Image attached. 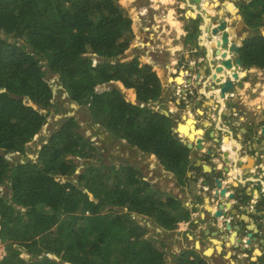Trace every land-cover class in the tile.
Returning a JSON list of instances; mask_svg holds the SVG:
<instances>
[{"label": "trees", "instance_id": "16d2710c", "mask_svg": "<svg viewBox=\"0 0 264 264\" xmlns=\"http://www.w3.org/2000/svg\"><path fill=\"white\" fill-rule=\"evenodd\" d=\"M240 5L251 30L240 56L246 68H264V0H241ZM1 31L6 37L0 35V184L10 183L11 198L0 194V237L11 245L0 264H165L157 240L132 214L153 217L160 228L175 230L191 219L194 208L174 193L150 188L151 182L134 166L124 167L112 187L102 182V167L94 163L79 175V184L62 182L59 177L76 172L69 154L82 159L99 151L75 117L50 134L36 160L10 167L5 156L24 153L42 131L48 122L42 109L57 106V90L99 109L96 122L155 155L179 185L188 183L192 149L173 130L174 115L153 107L162 99L158 72L141 64L138 56L116 59L133 33L125 9L118 0H0ZM47 73H58L59 80ZM105 83L113 86L97 91ZM120 87L134 89L139 103ZM17 205L26 208L24 215ZM108 206L121 210H106ZM17 246L38 257L22 258ZM175 256L174 264H211L196 246Z\"/></svg>", "mask_w": 264, "mask_h": 264}, {"label": "crops", "instance_id": "0c3cea01", "mask_svg": "<svg viewBox=\"0 0 264 264\" xmlns=\"http://www.w3.org/2000/svg\"><path fill=\"white\" fill-rule=\"evenodd\" d=\"M208 1L211 0H124V3L128 9H134L133 30L135 33L140 31L139 37L146 36V42L141 40L140 43L144 44L150 52L155 53V55L153 54V62L156 63L160 57H164L163 65L151 64L165 85L162 100H176L170 104L171 113H174V110L179 109V102L183 100V97L177 95L178 92L186 94L190 99L186 102L183 100L185 102L183 116L185 115L187 121L179 119L178 123L185 124L181 128H185L186 133H190L196 127L203 128L205 131L202 135L205 148L203 150L194 148L191 152L193 168L189 170L191 173L189 180L194 176L199 181L198 186L201 188V192L196 197L192 196L193 191L190 189L188 178H186L187 184L179 186L175 174L166 170L155 155H151L158 165L160 173L169 179L167 188H174L176 184V191L179 193L177 197L182 199L183 205L190 209L194 208L190 221L180 222L177 230L179 233L184 232L189 239L195 240L198 246L203 243L209 244L206 249L208 252L214 253L213 256H208L211 262L214 259L217 260L224 249H229L230 251L228 250L223 256V260L227 264H235L232 258L233 252L236 255L239 253V256L244 258L248 255L251 247L259 249L264 243L262 241L264 239V227L260 226V224L264 226V203H261L264 200V161L256 160V164L249 168L251 173L247 175L246 168L248 165L238 163L239 160H242L244 164L249 162L248 156L259 158L260 150L264 149V132L262 129L264 126V68L248 67L249 78L235 85L233 93L228 91L224 98H217V94L211 86L212 73H215V64L212 62L213 56L220 59V63L221 60H231L232 66L229 67L231 69H238L239 64L236 63L235 54L231 53L230 45L226 42L219 44L218 40L221 35L214 34L213 28L218 20L225 21L224 17L225 19L232 18L234 16L232 11H234L235 6L241 7V0H217L219 5L221 3L220 6L205 8V2ZM221 8L224 10L222 14ZM243 18L247 27L246 19ZM144 21L146 23H143ZM229 21L227 20V28ZM237 22V19H233L230 25L235 26ZM202 25H204L203 28ZM245 30H249L251 33L250 29L245 28ZM221 31L223 30L221 29ZM187 32L195 33L196 38L189 41ZM241 35V32L237 34L239 38ZM201 38H203V45ZM136 43L134 44L135 49ZM165 44L167 47H163ZM208 46H213L215 52L217 48L221 50L218 54L212 50L209 53ZM147 56L150 55L147 54ZM203 66H206V69L211 68V72L205 76L202 71ZM244 66L243 64L242 67ZM160 68L162 73L167 75L165 76L166 80L161 77ZM229 72L231 73L230 70ZM223 75L226 77L227 73H223ZM178 77H181L183 81L179 82ZM226 78L232 77L228 75ZM170 88H173L172 92L167 94V89ZM210 90L212 93L211 96H208L207 91ZM258 97H262V100L257 101ZM212 98L215 102L213 100L211 103ZM191 136L194 137V134ZM182 139L185 141L184 137ZM217 139H220V143L217 142ZM251 148L256 150L255 154L249 152ZM208 149H215L217 153L215 155L208 154ZM224 151L229 152L230 162L224 160ZM198 159L201 160V164H209L213 171L205 172L200 168L201 171L197 172L198 167L195 164ZM226 166H230L229 173L225 172ZM217 175L223 178L224 186H227L230 191L240 196H246V201L243 203H238L239 197L231 200L234 206L239 207L241 211L236 216L229 214L227 217L233 221L234 225L243 227L244 233L241 236L245 239L248 238L247 233L249 231L246 227L249 223H245L243 218V214L246 212H249L251 219L257 222L259 230L263 232V236L260 237L256 233L258 239L252 242L250 246L241 245L240 248H236V246L231 245V241L215 234L217 231L215 223L221 226L224 219L213 218L218 203L216 201L211 202V204L207 202L206 199L209 196L205 191L211 186V181ZM203 180H208L209 186H202ZM186 185L189 186L186 187ZM249 194L252 195L248 196ZM207 203L213 207L210 208L214 209L213 211L207 208ZM194 223L199 224L198 227ZM233 231L228 233L229 236ZM258 249L250 257V261L258 260L261 255L260 252H257Z\"/></svg>", "mask_w": 264, "mask_h": 264}, {"label": "rangeland", "instance_id": "374dc122", "mask_svg": "<svg viewBox=\"0 0 264 264\" xmlns=\"http://www.w3.org/2000/svg\"><path fill=\"white\" fill-rule=\"evenodd\" d=\"M133 1H137V0H133ZM118 3L125 9V14L128 15L129 17H132L134 20V12H133L134 9L132 10L128 9L126 7L127 5H125L124 3V0H118ZM223 19L226 21L230 20V19H225V17ZM228 24H230V21L228 22ZM132 29H134V26H132ZM261 30L263 31L264 27H262ZM139 32L136 31L135 33L133 30V33L130 34L129 47L125 50L124 53L119 54L116 57V59L120 61H129V60H132L134 57L138 56L141 64L149 63V64H156V66L163 65L164 57H160L159 61L156 63L153 62V54L155 55V53L150 52L149 49H147V47L143 46L140 43L141 40L146 41L145 39L146 36L139 37ZM0 35L3 38L6 37V34L3 33L2 31ZM187 37H188V40L191 41L192 39L196 38V34L195 33L193 34V32H190V33L187 32ZM10 40H13V39L10 38ZM135 43L137 46L136 49L134 48ZM139 44L142 46L139 47ZM165 46L167 47V44L163 45V47ZM147 54L150 56L148 57ZM86 55H90V54H86ZM248 70L249 69H246V67L241 69L240 80H235L236 81L234 82L235 85H237L240 81L242 83L244 80L249 78L250 75L248 73ZM160 72H161L160 73L161 77L164 78V80H166L165 76L167 75H165V73H162L161 68H160ZM228 75L229 73H227L226 77H228ZM51 76L55 78L56 80H59L58 73H47L48 78ZM171 81H172V78H171ZM161 83H162V96H163L164 91H165L164 90L165 85L163 84V81H161ZM58 85H60L59 82H58ZM112 86H113L112 84H107V83L101 84L97 86V91H104L106 89H110ZM120 88L124 90L126 97L130 99V101L135 100L134 102L133 101L132 102L135 104L139 103V100L135 96L134 89H132L133 94H130L129 91L131 89L130 90L124 89L123 87H120ZM172 89L173 88L167 89V94L171 93ZM177 95L180 97H183V100L185 102L190 100L186 96V94L182 92H178ZM183 100L179 102V109L174 110V113H171L170 104L171 102L176 101V100L160 99V101L156 102L157 104L156 105L154 104L153 107L156 110L161 107L162 111H167L169 112V114L174 115L175 120H176V125H177L178 120L183 119L182 116L184 112V103H185ZM259 100H262V97H258L257 101ZM182 101L183 103H181ZM54 102L57 103V106H55L54 108H51L50 110L44 109V108L42 109V112L48 115L47 117L48 122L43 127L42 131L33 140H30L26 144L25 152L22 153L18 151L16 152L12 151L8 153L7 155H5L9 161L10 167H13L14 165H17L26 160H36L37 157L39 156L41 146L48 142V138L50 137V134L56 131L57 129H59L62 121H64L66 118L75 117L77 122L79 123V128L81 132L85 135L86 138H89L92 140L93 144L99 148V151L95 150L90 155H88L87 158H82V159L80 157H77L76 155L69 154L67 158L74 160L75 164L77 165L76 172L72 176H69V177L68 176L59 177L60 180H62V182L72 181L75 184H79L78 183L79 175L84 173V170H86L88 163H94L96 166L102 167V171L104 172V176L102 177V182H105V184L108 187H112V186H115L117 180L120 177H122L124 173L123 171L124 167L134 166L139 170V173L143 174V176L151 182L152 185L150 186V188L153 187L156 190H163V191L171 192V193L176 194V196L177 194H179L176 191V187H177L176 184L174 188H171L172 190L167 188L169 179H166L165 177H163V175L159 171L158 165L155 163V161L153 160L150 154L142 152L140 149H138L135 146L134 147L131 146L130 143H128V141L125 138L115 137L114 135H112V133L106 126L101 125V123H98L95 121V118L93 117L95 116L97 112L100 113L99 109H96V110L93 109L91 104L89 103L81 104L75 100H71L68 98V95L65 92L60 94L57 90H56V97L54 99ZM106 167H110V168H106ZM187 178L190 179L188 173H187ZM5 180L8 181L6 178ZM9 186H10V183L0 184V194L3 196H7L10 199L11 195L9 191L11 190ZM187 186L189 185H186V187ZM80 187L81 189L83 190L85 189V191L88 192V189L85 188V184H82V185L80 184ZM259 206H261V204H259ZM18 209L24 215L26 208L17 205L16 210ZM107 209L111 211L118 210V209L121 210V208H118L115 206H108L106 210ZM195 209H198V207H195ZM132 218L135 219L137 223H139L140 225L150 230L149 236L154 237V239L157 240V245L163 250L165 264H174L176 260L175 255L179 251H181L182 249L192 248L196 246L195 240H192V238L189 239V237L186 236L184 232L183 233L178 232L177 229L179 227H177L175 230H166V229L160 228L154 222L153 217H148V216H144L141 214L133 213ZM256 219L259 220L258 217H256ZM194 225L198 227L199 224L194 223ZM260 226L262 228L264 227L263 224H260ZM6 245H7V251L9 253V248L11 244L9 241H6ZM17 247L21 250V257L26 260H35V258L38 257V253L31 254L27 252V249L25 247H22V246H17ZM208 247H209V244L203 243L198 250L203 252ZM256 249L258 248L251 247V249H249V252L247 253L248 255L244 258L240 257L239 253H237L238 255H236V253L233 252L232 258L235 261V264H256L257 262L264 263V243L259 247V249H261L262 251V254L259 256L258 260L250 261V257L254 255V252ZM228 250L229 249H224V251L222 252V255L217 260L214 259V261H212L211 264H225L223 260V256L226 254ZM44 255H46V253L39 255V258ZM47 255L59 261V257L56 256L55 254H47Z\"/></svg>", "mask_w": 264, "mask_h": 264}, {"label": "water", "instance_id": "95a60500", "mask_svg": "<svg viewBox=\"0 0 264 264\" xmlns=\"http://www.w3.org/2000/svg\"><path fill=\"white\" fill-rule=\"evenodd\" d=\"M213 1V2H212ZM217 0H211L208 2H205V5L210 6L211 8H213L214 6H220L219 4H217ZM203 4V3H202ZM201 4V5H202ZM213 6V7H212ZM230 8V7H229ZM233 9V8H232ZM234 11L233 14L234 16L232 18H227L230 19V24H232V20L233 19H237L238 22L236 23L235 26H232L229 24V27L227 28V21H223V20H218L215 24V27L213 28V33L214 34H218L221 35V38H219V44L226 42L227 44L230 45V49H231V53L235 54V56L237 57L236 62L239 64L238 69H231L229 67L232 66V62L231 60H221L220 63V59L218 58H213L212 62H214L215 67V73H212V84L211 86L213 87L214 91L217 94V98H224L226 95V92H230L232 90H234L235 88V84L234 82H236L235 80H240V74H241V66H243L244 62L243 59L240 56V51L241 48L244 45V40L246 38H248L250 36V31L249 30H245V28H248V26L246 27L244 20V14L242 15V9L239 6H235L234 7ZM242 12V13H241ZM221 29L223 31H221ZM249 29V28H248ZM241 32L242 35L240 36V38L237 36V34ZM221 49L217 48L216 49V54H218V52ZM219 63V64H218ZM229 70L232 73V78H226L223 73H228ZM202 71L204 73V76L208 74V72H211V68L208 67L206 69V66H203ZM199 76H201V74H199ZM214 100V98H212L210 100V102L212 103ZM215 102V100H214ZM165 113L169 114V112L164 111ZM186 119L183 117V120ZM183 124L181 122H179L176 127L173 128V130L179 134V136L184 137L185 141L183 140V142H185L187 144V146L190 149H200L203 150L205 147L203 145V137L202 135L205 133L203 128H197L196 125V129L192 130L189 134H186L185 132H181L180 127ZM205 126H207V124H205ZM263 132H264V126H262ZM191 134H194V137L191 136ZM196 134V135H195ZM181 137V138H182ZM222 141V140H221ZM217 142L220 143V139H217ZM255 151L253 148L250 149L249 152H253L255 154ZM261 153H259L258 155H260V157L257 159L253 156H248V160L249 162L247 163H243L242 160H239V164L240 165H248L246 168V175L251 173L249 168L250 166H254L256 163V160L259 161L262 160L264 161V149L260 150ZM208 154H213L215 155L217 153V150H211L208 149L207 150ZM224 160L230 162V158H229V152L228 151H224ZM250 163V164H249ZM197 164V165H196ZM195 164V166H197V172H200L202 168L203 171L205 172H212L213 168L209 165V164H201V160L198 159L197 163ZM230 171V166H226L225 167V172L229 173ZM189 177L191 176V173L188 172ZM193 176V175H192ZM189 185H190V189L193 191V197H196L199 192H201V188L200 186H198L199 181H197L195 179V177L193 176V178H191V180H189ZM210 182V181H209ZM208 180H203L202 182V186L206 187L209 186L208 185ZM210 187L205 191L206 194H208L209 197H207L206 201L209 202L211 204V202L216 201L218 203V207L217 209L214 211V219H224L223 225L219 226L218 224L215 223V225L217 226V231L215 232L216 236H223V239L229 240L232 242L231 245L236 246V248H240L241 245H247L250 246L252 244V242L256 241L258 239V236L256 235V233L260 236H263V232H261L259 230L258 224L257 222H255L254 220L251 219V216L249 214V212L244 213V222L245 223H249L247 225V231H249L247 233L248 238L245 239L244 237L241 236V234H243V227H241L240 225H234L233 221L229 218H227L229 216V214H231V216H236L240 213V208L239 207H235L234 204L231 202V200L236 199V197H239L238 203H243L244 201H246V196L243 195H239L236 194L235 192L230 191V189L227 186H224L223 184V178L221 176H215L214 180L211 181L210 183ZM253 194V193H252ZM252 194H249L248 196H251ZM209 203H207V208L212 207ZM209 209V208H208ZM210 210V209H209ZM254 226V227H251ZM234 230L232 232V234L229 236V232L231 233V231ZM256 230V231H255ZM235 235V237H234ZM236 239V241H234ZM262 241L264 242V239H262ZM196 248L199 249L200 247H198V243L196 244ZM205 249L203 251V253L206 256H212V254L210 255ZM260 251V253L262 254L261 249H258ZM258 264H263V262H259Z\"/></svg>", "mask_w": 264, "mask_h": 264}, {"label": "bare ground", "instance_id": "6f19581e", "mask_svg": "<svg viewBox=\"0 0 264 264\" xmlns=\"http://www.w3.org/2000/svg\"><path fill=\"white\" fill-rule=\"evenodd\" d=\"M218 3H219V2H218ZM218 3H217V4H218ZM202 6H203V4H202ZM204 6H205V5H204ZM212 7H213V6H212ZM205 8H211V7L206 5ZM223 11H224V10L221 8V9H220L221 14L223 13ZM234 12H235V10H234ZM171 20H172V19H171ZM217 20H218V19H217ZM203 26H204V25H202V28H203ZM208 33H209V32H208ZM211 37H212V36H211ZM202 41H203V38H201V44H202ZM215 43H216V42H215ZM202 45H203V44H202ZM208 49H209V53H210V50H212V52H215V48H214L213 46H212V47H211V46H208ZM219 52H220V51H219ZM214 57H215V56H213V58H214ZM228 73H229V75L232 77V73H230V72H228ZM178 81H179V82H182L183 80H182L181 77H178ZM204 90H205V89H204ZM211 93H212L211 90H210V91H207L208 96H211ZM184 118H186V117L184 116ZM184 121H187V119H184ZM182 124H183V123H182ZM184 125H185V124H183V126H184ZM181 127H182V126H181ZM181 127H180L181 132H182V133L185 132V131H184L185 128H181ZM185 133H186V132H185ZM186 134H189V133H186ZM208 208L210 209V208H213V207H209V206H208ZM210 210L213 211L214 209H213V210L210 209ZM252 227H254V226H252ZM234 237H235V235H234ZM234 241H236V239H235ZM229 245H230V243H229ZM206 251H208V250H206ZM257 252H260V251L257 250ZM263 264H264V263H263Z\"/></svg>", "mask_w": 264, "mask_h": 264}, {"label": "built area", "instance_id": "2783aa9c", "mask_svg": "<svg viewBox=\"0 0 264 264\" xmlns=\"http://www.w3.org/2000/svg\"><path fill=\"white\" fill-rule=\"evenodd\" d=\"M7 253L8 251H7L6 242L3 241V239H0V261L3 260L7 256Z\"/></svg>", "mask_w": 264, "mask_h": 264}, {"label": "clouds", "instance_id": "9594fccd", "mask_svg": "<svg viewBox=\"0 0 264 264\" xmlns=\"http://www.w3.org/2000/svg\"><path fill=\"white\" fill-rule=\"evenodd\" d=\"M130 18H131V20H132V26H133V24H134V20H133L132 17H130ZM143 23H146V21H144ZM142 42H146V41H143V40H142ZM141 44H142V43H141ZM142 45L144 46V44H142ZM142 45L139 44V46H142ZM153 67H154V66H153ZM244 67H245V66H244ZM244 67L241 66V69L244 68ZM246 69H248V68H246ZM233 91H234V90H232V93H233ZM135 93H136V92H135ZM0 239H3V238L0 237ZM3 241L6 242L7 240L3 239ZM6 257H7V256H6ZM6 257H5V258H6ZM5 258H4V259H5ZM4 259H3V260H4ZM3 260H1V261H3ZM1 261H0V262H1Z\"/></svg>", "mask_w": 264, "mask_h": 264}, {"label": "flooded vegetation", "instance_id": "af4514ba", "mask_svg": "<svg viewBox=\"0 0 264 264\" xmlns=\"http://www.w3.org/2000/svg\"><path fill=\"white\" fill-rule=\"evenodd\" d=\"M247 85V84H246ZM259 262H257V264H258Z\"/></svg>", "mask_w": 264, "mask_h": 264}]
</instances>
